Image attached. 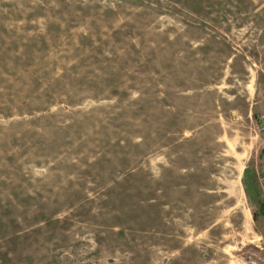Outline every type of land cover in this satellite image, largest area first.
<instances>
[{
  "label": "rangeland",
  "instance_id": "1",
  "mask_svg": "<svg viewBox=\"0 0 264 264\" xmlns=\"http://www.w3.org/2000/svg\"><path fill=\"white\" fill-rule=\"evenodd\" d=\"M264 0H0V264H264Z\"/></svg>",
  "mask_w": 264,
  "mask_h": 264
},
{
  "label": "built area",
  "instance_id": "2",
  "mask_svg": "<svg viewBox=\"0 0 264 264\" xmlns=\"http://www.w3.org/2000/svg\"><path fill=\"white\" fill-rule=\"evenodd\" d=\"M259 129L264 133V115L259 116Z\"/></svg>",
  "mask_w": 264,
  "mask_h": 264
}]
</instances>
